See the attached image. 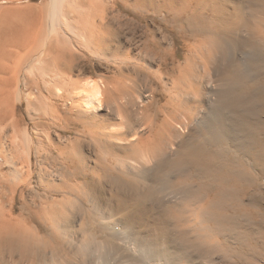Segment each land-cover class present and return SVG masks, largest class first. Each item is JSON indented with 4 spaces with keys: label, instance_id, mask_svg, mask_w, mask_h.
<instances>
[{
    "label": "bare ground",
    "instance_id": "6f19581e",
    "mask_svg": "<svg viewBox=\"0 0 264 264\" xmlns=\"http://www.w3.org/2000/svg\"><path fill=\"white\" fill-rule=\"evenodd\" d=\"M263 112L264 0H0V264L242 256Z\"/></svg>",
    "mask_w": 264,
    "mask_h": 264
},
{
    "label": "rangeland",
    "instance_id": "374dc122",
    "mask_svg": "<svg viewBox=\"0 0 264 264\" xmlns=\"http://www.w3.org/2000/svg\"><path fill=\"white\" fill-rule=\"evenodd\" d=\"M31 1L32 2H37L38 0H31ZM152 15L153 14L149 12L148 15H147V18L140 19V18L134 17L132 14H130V17L132 16L133 18L131 17L132 18L131 21H130L131 23L129 22V24L127 26L130 29L131 37L135 34V36H133V41L135 39H137L138 35L136 36V34H138L137 31H139L140 27L144 28V26H146V25H149V26H154L155 25V26L162 27L164 29V31L167 32V34H169L170 36L175 38V41L178 44V38L175 37L174 31L169 29L168 27H166L165 24H163L158 18H154ZM82 76H84V77H86L88 79L96 80L99 77V67L98 66H93V68H91L90 71H88L87 73L83 74ZM17 116L19 118H24V116H25L24 120L25 119L27 120V115H26V112H25L24 105L20 106L17 109ZM262 117L264 118V112H263ZM262 136L264 138V135H262ZM83 146L85 147V149H84V152H85L88 149V146L85 145V143H84ZM86 147H87V149H86ZM87 151L85 152L86 154H88ZM262 166L264 168V164ZM97 175L98 174H96L95 176H97ZM263 175L261 174V176H259V178L257 180L259 182V184H260L259 185L260 188L257 185V189L258 190L255 189V190H257L255 192L253 191V189L250 190V191H253V193L246 195L245 198H244V203L246 205L245 208L248 207L249 210H251V207L247 206V204L249 203V205H251L250 204L251 199H253L252 197L255 196L254 197V199H255L254 201H257L256 203L260 204L259 206L256 205L255 206L256 208H254L257 211L253 212V211L246 210V211H241V212L238 213L239 216L241 215L240 218H241V220H243V222L246 221L247 224H252V234L250 235V237H248V241H247V242H249L248 243L249 245L247 246L246 244H244L239 236H235L236 234H233V236H234L233 240L231 239L232 237H230V244H231V246H233V249H237V250H240L238 248H239V246H241V248H242V256L240 254H238V253L235 254V252L234 253L233 252H228L230 254L226 253L227 256H226V254H224V252L222 253L223 255L221 254V252H213V253L210 252L208 254H205L202 257L203 259L206 260L207 264H213V263H215V264H264V199H263L264 198V176ZM89 176H87V178H86L87 182H93V181L95 182L96 181L97 183H99V181H98L99 180V177H98L99 175L96 178H94V177L92 178V176H90L91 179L89 178ZM254 188H256V187H254ZM252 194H253V196H252ZM257 194H258V196H256ZM261 195H263V196H261ZM249 196H251V197L249 198ZM256 197H258V198H256ZM246 202H247V204H246ZM262 205H263V208H261ZM235 210L236 209L234 207H232V209H230V211L233 214L235 213L234 212ZM261 210H263V211L261 212ZM248 212H249V214L247 215ZM250 212L252 214H250ZM249 216H250V218H249ZM252 216H253V218H251ZM252 219H255V220H252ZM253 222L255 223V225L253 224ZM249 226L251 227V225H249ZM101 253L106 255L108 253V251L103 249L101 251ZM211 259H212V261H211ZM213 260H215V261L217 260V263L215 261H213ZM133 261H135V260H133ZM210 261L213 262V263H210Z\"/></svg>",
    "mask_w": 264,
    "mask_h": 264
}]
</instances>
